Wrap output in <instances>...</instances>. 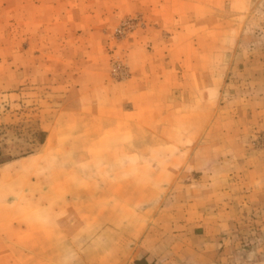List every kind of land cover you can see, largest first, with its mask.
<instances>
[{
  "label": "rangeland",
  "instance_id": "374dc122",
  "mask_svg": "<svg viewBox=\"0 0 264 264\" xmlns=\"http://www.w3.org/2000/svg\"><path fill=\"white\" fill-rule=\"evenodd\" d=\"M261 102L264 0H0V264L128 262L212 214Z\"/></svg>",
  "mask_w": 264,
  "mask_h": 264
},
{
  "label": "crops",
  "instance_id": "0c3cea01",
  "mask_svg": "<svg viewBox=\"0 0 264 264\" xmlns=\"http://www.w3.org/2000/svg\"><path fill=\"white\" fill-rule=\"evenodd\" d=\"M260 108H262L260 114L264 115V103L257 104L255 110ZM258 125L264 128V123ZM257 153L248 152V157L257 158L254 162H246L247 168L244 169V174L231 177L227 186L212 192L213 201L215 197V203L209 210L212 214L209 215L192 200L187 206L195 211L185 210L181 224L176 222L169 226V230L167 228L160 230L158 227L153 232L148 231L144 236L145 241L138 246V251L140 249L147 251L144 253L142 250L141 255L135 253L128 262L118 260L117 264H135L139 261L143 264H233L236 250L238 252L251 250L257 243H259L258 249L262 250L264 248V156ZM259 169L263 170L261 174H257ZM195 182L197 188H200L201 181ZM213 185L217 186V184ZM181 186L187 188L189 185L181 182ZM197 188L195 187L196 197L199 196ZM155 234L160 240L148 241ZM242 254L245 256V251ZM52 260L55 261L54 258ZM53 264H56V261Z\"/></svg>",
  "mask_w": 264,
  "mask_h": 264
},
{
  "label": "trees",
  "instance_id": "16d2710c",
  "mask_svg": "<svg viewBox=\"0 0 264 264\" xmlns=\"http://www.w3.org/2000/svg\"><path fill=\"white\" fill-rule=\"evenodd\" d=\"M135 264H143V262L142 261H139V262H135Z\"/></svg>",
  "mask_w": 264,
  "mask_h": 264
}]
</instances>
